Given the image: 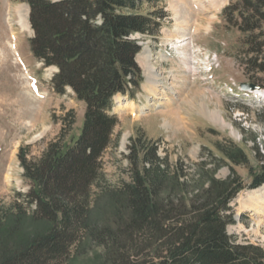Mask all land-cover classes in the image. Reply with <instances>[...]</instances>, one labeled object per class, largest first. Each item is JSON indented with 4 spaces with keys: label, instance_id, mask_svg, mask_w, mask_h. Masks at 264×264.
I'll return each instance as SVG.
<instances>
[{
    "label": "trees",
    "instance_id": "16d2710c",
    "mask_svg": "<svg viewBox=\"0 0 264 264\" xmlns=\"http://www.w3.org/2000/svg\"><path fill=\"white\" fill-rule=\"evenodd\" d=\"M26 1L35 57L58 68L55 91L71 88L86 110L73 143L59 136L36 160L20 152L31 187L12 204H0V264H65L83 253L85 239L104 248L103 264H264V247L236 243L227 232L230 202L246 187L264 184V163L249 169L248 186L234 169L224 179L208 173L191 183L182 179L183 166L170 176L158 147L137 137L130 146L131 180L115 189L101 185V158L119 122L114 97L135 98L143 78L136 60L142 46L132 35H155L163 26V14L140 10L145 1L163 0ZM236 13L242 31L263 37L262 45L253 38L252 47H262L264 0L223 10L232 22ZM256 64L264 71V53ZM68 117L71 130L73 110ZM228 141L220 148L225 157L233 165L246 162L243 149ZM94 186L103 194L96 200Z\"/></svg>",
    "mask_w": 264,
    "mask_h": 264
},
{
    "label": "rangeland",
    "instance_id": "374dc122",
    "mask_svg": "<svg viewBox=\"0 0 264 264\" xmlns=\"http://www.w3.org/2000/svg\"><path fill=\"white\" fill-rule=\"evenodd\" d=\"M177 1L163 0L154 6L145 1L140 10L163 14V26L155 35H132L142 46L136 60L143 78L135 98L122 94L114 97L112 113L119 122L101 158V185L105 189L119 188L131 180L130 146L137 137L158 147V155L170 163V176L183 166L187 176L182 179L191 183L208 173L224 179L234 169L248 186L249 169L264 163V95L259 92L264 91V71L256 64L262 60L264 45L257 49L250 43L263 37H258L257 31H242L243 19L238 13L233 22L223 14L227 5L242 0H227L217 13L208 0ZM180 5L186 11L185 20L178 14ZM19 10L28 18L25 27ZM30 11L26 0H0L2 205L12 204L19 193L30 190L20 152L36 160L59 136L73 143L81 133L86 110V103L71 88L64 94L55 91L52 78L58 68L44 66L35 57ZM149 66H155L161 78L157 92L148 85ZM242 83L257 88L244 89ZM70 110L76 118L71 130ZM229 139L243 149L246 162L233 165L225 157L220 148H227ZM263 185L256 194L260 196L251 201L260 206L259 210L241 206L257 188L246 187L229 204L233 222L227 232L236 243L264 247ZM100 192V187H93L95 200L103 195H98ZM80 245L83 253L74 254L65 264H103L102 246L90 239Z\"/></svg>",
    "mask_w": 264,
    "mask_h": 264
},
{
    "label": "bare ground",
    "instance_id": "6f19581e",
    "mask_svg": "<svg viewBox=\"0 0 264 264\" xmlns=\"http://www.w3.org/2000/svg\"><path fill=\"white\" fill-rule=\"evenodd\" d=\"M227 0H208V2L210 3V5L212 6V8H214V10L216 11V13L220 10V8H222V5L225 4ZM178 4H182V2H184L183 0H178L177 1ZM204 4V3H202ZM184 5V4H183ZM183 5H180L181 7H179V10H178V14L180 16H182V19L185 20L186 18V13L184 14V11L185 9H183ZM178 6V5H177ZM203 9L206 8L205 5H203L202 7ZM190 9V8H189ZM18 13L20 14L21 13V16L20 18H23L22 22H23V26L25 27L26 26V22H27V16L21 11L19 10ZM184 14V15H183ZM185 16V17H184ZM27 18V19H26ZM210 20H212V17L210 18ZM14 47V46H13ZM149 71L148 73L146 74V76L149 78L148 81V85L151 87L150 90L152 91H159L160 90V84L159 82L161 81V78L158 77V75L156 74V69H155V66H149ZM29 76V75H28ZM30 86V85H29ZM147 88V86H146ZM260 92V91H259ZM223 127H226V123L223 124ZM264 186V185H263ZM263 187L261 186L260 188H257L255 190L252 191V193L250 194V199L248 201H243L242 202V208L243 209H248L249 207H252L253 210L255 209L256 211L260 209V206L259 205H253L254 203H252L254 201V199H256L257 197H259L260 195H256V194H260L259 192L262 191ZM252 201V202H251ZM252 203V204H251ZM256 206V207H254Z\"/></svg>",
    "mask_w": 264,
    "mask_h": 264
},
{
    "label": "water",
    "instance_id": "95a60500",
    "mask_svg": "<svg viewBox=\"0 0 264 264\" xmlns=\"http://www.w3.org/2000/svg\"><path fill=\"white\" fill-rule=\"evenodd\" d=\"M241 86L244 89H255V88H257V86L255 84H252V83H242Z\"/></svg>",
    "mask_w": 264,
    "mask_h": 264
}]
</instances>
